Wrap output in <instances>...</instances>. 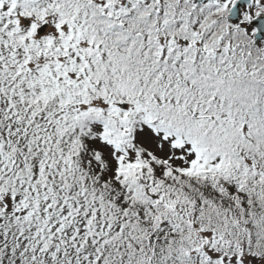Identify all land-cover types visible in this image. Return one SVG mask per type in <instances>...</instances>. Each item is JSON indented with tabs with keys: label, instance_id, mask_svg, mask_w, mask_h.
<instances>
[{
	"label": "snow or ice",
	"instance_id": "obj_1",
	"mask_svg": "<svg viewBox=\"0 0 264 264\" xmlns=\"http://www.w3.org/2000/svg\"><path fill=\"white\" fill-rule=\"evenodd\" d=\"M0 264H264V0H0Z\"/></svg>",
	"mask_w": 264,
	"mask_h": 264
}]
</instances>
